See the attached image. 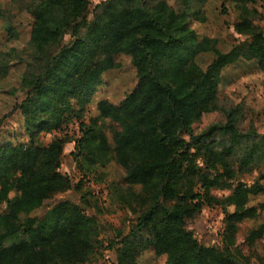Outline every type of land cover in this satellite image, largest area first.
Here are the masks:
<instances>
[{
    "label": "trees",
    "instance_id": "obj_1",
    "mask_svg": "<svg viewBox=\"0 0 264 264\" xmlns=\"http://www.w3.org/2000/svg\"><path fill=\"white\" fill-rule=\"evenodd\" d=\"M191 1L180 0L181 8L175 9L167 0L152 4L105 0L94 6L90 19L88 0H39L25 9L32 22L29 40L19 50L24 97L15 107L24 116L28 140L16 145L0 143V204L9 205L8 211L0 212V264H81L87 260L94 216L70 200L52 204L41 215L33 214L45 200L72 187L68 175L60 171L64 145L71 141L75 160L81 157L89 165L101 166L114 160L124 170L128 187L140 185L139 191L128 189L141 212L121 240L120 264H138L136 255L147 250L155 257L165 254V264H236L229 250L237 223L257 218L263 204L250 205L249 200L263 194L264 187L238 182L226 197L234 205L224 215L226 251L200 245L185 228V221L204 205L214 182L199 171L197 158L201 156L206 167L215 171L221 163L229 176L226 156L233 144L216 151L205 140L216 132L229 134L232 142L242 135L230 115L225 124L211 125L196 135L191 125L218 96L225 67L245 60L264 71V35L246 22L241 0H230L240 9L244 26L235 22L236 30L245 28L252 38L222 52L214 47L213 39H198L190 28ZM205 1L199 0L201 6L193 10V17L204 19ZM12 28L8 25L6 31ZM206 51L214 57L202 68L197 59ZM119 54L130 56L137 81L118 103L109 99L97 103L98 118L112 123L111 141L103 130L81 121L78 137L63 134L41 145L42 132L61 130L79 117L104 72L118 66L115 57ZM9 64H1V72H7ZM71 99L77 101L78 112ZM196 178L202 192L193 190ZM12 191L18 194L11 198ZM20 213L25 214L24 220ZM263 231L262 224L251 229L248 242L253 243Z\"/></svg>",
    "mask_w": 264,
    "mask_h": 264
},
{
    "label": "rangeland",
    "instance_id": "obj_2",
    "mask_svg": "<svg viewBox=\"0 0 264 264\" xmlns=\"http://www.w3.org/2000/svg\"><path fill=\"white\" fill-rule=\"evenodd\" d=\"M39 0H0V143L16 145L28 140L25 131L24 116L15 107L24 97L20 87L24 63L19 61L20 48L26 46L32 19L25 11ZM105 0H88L87 18H92L93 8ZM149 4L156 0H147ZM175 9L181 8L180 0H167ZM243 16L246 22L256 32L264 35V0H241ZM201 6L199 0H192V10L189 11V26L198 39L209 38L215 42L214 47L225 52L234 44L249 41L250 31L245 28L236 30L234 23L239 20L240 9L234 2L227 0H206L201 7L204 19L193 17L194 9ZM8 25L13 30L7 32ZM14 33V34H13ZM69 36L64 38V42ZM14 48L13 52L9 50ZM4 52V53H3ZM21 56V55H20ZM214 53L206 51L199 55L197 62L205 68L213 59ZM24 58L28 59L29 56ZM118 66L104 72L102 82L95 85L92 95L84 105V111L75 99H71L73 109L79 117H73L71 122L61 130L51 133L42 132L40 144H47L53 137L67 134L74 139L81 135L79 124L83 121L89 127L103 130L111 141V126L109 119L98 118L97 103L101 99H109L118 103L130 92L137 81L136 72L130 62V56L119 54L115 57ZM10 61L7 72H1ZM228 115L235 120L239 136L238 142H232L229 134L216 132L206 142L216 151L233 144L227 154L230 175L222 170L221 163L217 170L206 167L201 156L197 158L199 171L204 173L208 181L214 184L210 187L207 200L201 209L186 219L185 228L189 230L200 245L212 248L214 252L226 251L223 242L224 215L234 210V205L226 200L238 182L252 184L260 183L264 187V71L257 68L255 62L240 60L225 67L222 71L218 96L201 113L198 120L191 125L194 135L206 131L211 125H223L228 121ZM189 140L187 134L183 133ZM204 143V144H205ZM73 141L64 145L61 155L60 171L68 175L72 187L64 192L55 194L44 201V205L33 212L41 215L52 204L61 200H70L78 204L86 214L94 216L90 225V252L87 260L81 264H120L118 256L121 240L129 233L131 225L141 212V207L129 196L128 189L139 191L140 185L128 187L124 182V170L114 161L109 160L104 166L89 165L80 157L75 160ZM222 174L220 177L218 175ZM199 180L196 178L193 190L202 192ZM127 188V189H126ZM18 193L12 191L9 197ZM262 203L263 208L255 219H246L237 223L234 234V244L229 255L236 264H264V231L263 234L249 243V231L258 225H264V193L251 196L250 205ZM9 210L7 202L0 204V212ZM25 219V214H19ZM26 238V235H23ZM112 246L109 247V246ZM135 251V250H134ZM130 252H133L130 250ZM140 254V255H139ZM138 264H165L166 255L155 257L149 250L139 253ZM125 261V260H124ZM123 261V262H124ZM67 264V263H59ZM123 264V263H121Z\"/></svg>",
    "mask_w": 264,
    "mask_h": 264
}]
</instances>
